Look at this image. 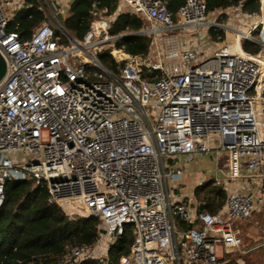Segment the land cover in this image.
I'll list each match as a JSON object with an SVG mask.
<instances>
[{"label":"built area","instance_id":"built-area-1","mask_svg":"<svg viewBox=\"0 0 264 264\" xmlns=\"http://www.w3.org/2000/svg\"><path fill=\"white\" fill-rule=\"evenodd\" d=\"M73 1L37 0L46 20L23 38L8 27L32 5L0 0V207L7 182L33 180L69 219H100L94 245L52 264H109L127 227L133 242L117 264H222L263 250L264 224L245 250L233 221L257 211L264 220V16L241 30L209 16L255 18L264 0L260 14L244 13L242 2L211 13L206 0H186L173 14L163 0H118V14L144 21L145 56L117 46L106 9L95 8L90 31L75 39L65 26ZM212 29L230 36L206 52L200 41ZM105 53L118 71L102 64ZM209 153L225 157V171L196 189L213 182L224 191L215 214L194 192L185 200L170 189Z\"/></svg>","mask_w":264,"mask_h":264},{"label":"trees","instance_id":"trees-1","mask_svg":"<svg viewBox=\"0 0 264 264\" xmlns=\"http://www.w3.org/2000/svg\"><path fill=\"white\" fill-rule=\"evenodd\" d=\"M32 6L20 11L10 23L8 30L16 31L23 38L31 36L46 15L37 0H27ZM168 10L176 14L186 0H163ZM243 4V12L260 14L261 0H206L209 12L227 9ZM95 8L106 9L108 15L116 18L111 26V34L121 36L117 46H124L131 55L145 56L149 53L152 38L139 34L144 21L130 13H119L118 0H74L65 26L77 40H83L94 21ZM215 41H223L225 32L211 30ZM245 50L257 51L258 47L245 44ZM101 62L107 68L118 71L121 64L107 53L101 55ZM5 200L0 207V264H52L61 259L68 248L92 246L99 236L98 217H77L69 219L56 205H49L46 189L35 187L33 180L7 182ZM194 197L208 212L218 213L225 205L224 191L209 182L207 186L194 191ZM183 228V226H181ZM133 230L127 227L125 234L111 246L109 264H117L119 259L130 252ZM241 260L228 257L222 264H241ZM80 264H101L98 261H84Z\"/></svg>","mask_w":264,"mask_h":264},{"label":"rangeland","instance_id":"rangeland-1","mask_svg":"<svg viewBox=\"0 0 264 264\" xmlns=\"http://www.w3.org/2000/svg\"><path fill=\"white\" fill-rule=\"evenodd\" d=\"M262 16H264L263 13L257 15L255 18H245L243 15L233 13L231 15L220 17L217 14L212 13L209 16V20L210 22L219 21L224 25L233 24V26H236V28L241 30L247 27V25H250L255 19L262 18ZM228 34L229 33L226 32V37L229 36ZM200 42L206 52H213L217 47L216 41L209 37L202 39ZM225 164V157L221 156L217 159L215 153L196 157L193 161L185 165V176L182 181L177 183L171 182L170 189L173 190L172 188L174 186L176 188L175 192L177 196L188 200L189 197H192L193 190L196 189L200 181H209L215 176L221 177V171H225L226 168ZM263 224V215L260 211L253 213L251 218L247 221H233V226L240 228L241 230L240 232L245 241V248L253 246L256 241H261L263 237ZM260 251L262 250L249 253L247 256L245 255L243 260L244 263L241 260V264H264V253ZM240 257L241 256H235L231 258L240 260Z\"/></svg>","mask_w":264,"mask_h":264},{"label":"crops","instance_id":"crops-1","mask_svg":"<svg viewBox=\"0 0 264 264\" xmlns=\"http://www.w3.org/2000/svg\"><path fill=\"white\" fill-rule=\"evenodd\" d=\"M230 36V35H229ZM227 37H226V33H225V39H226ZM212 39H213V37H212ZM224 39V40H225ZM214 40V39H213ZM216 41V44H217V47L215 48V49H217L218 47H220L222 44H223V42H225V41ZM179 163H182L181 161H179ZM184 176H185V174H184ZM184 178V177H183ZM182 180H180V181H178V182H181ZM174 183H177V182H174ZM195 190V189H194ZM194 190H193V192H194ZM189 197V196H188ZM190 198V197H189ZM179 226V229H183L184 228V226H183V228L181 227L182 225L181 224H178ZM239 230H240V228H238ZM241 231V230H240ZM259 241H256V243L253 245V246H249V247H247V248H245V241H244V248H245V250L246 249H250V248H252V247H254L257 243H258ZM260 252H263L264 253V249L262 250V251H260ZM240 260H242V262H243V260H244V257H241V259Z\"/></svg>","mask_w":264,"mask_h":264},{"label":"water","instance_id":"water-1","mask_svg":"<svg viewBox=\"0 0 264 264\" xmlns=\"http://www.w3.org/2000/svg\"><path fill=\"white\" fill-rule=\"evenodd\" d=\"M7 72V64L3 55L0 53V82L4 79Z\"/></svg>","mask_w":264,"mask_h":264}]
</instances>
